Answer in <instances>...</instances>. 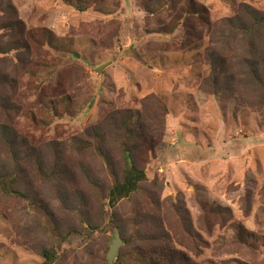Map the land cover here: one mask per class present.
<instances>
[{
  "label": "rangeland",
  "instance_id": "obj_1",
  "mask_svg": "<svg viewBox=\"0 0 264 264\" xmlns=\"http://www.w3.org/2000/svg\"><path fill=\"white\" fill-rule=\"evenodd\" d=\"M246 7L264 15V0H0V47L28 45L0 54V175L25 196L0 191V264L43 249L108 264L116 231L120 264H264V33L227 30ZM97 141L116 176L124 147L146 175L114 208L104 160L77 146Z\"/></svg>",
  "mask_w": 264,
  "mask_h": 264
},
{
  "label": "trees",
  "instance_id": "obj_2",
  "mask_svg": "<svg viewBox=\"0 0 264 264\" xmlns=\"http://www.w3.org/2000/svg\"><path fill=\"white\" fill-rule=\"evenodd\" d=\"M81 4H78L77 8L80 7ZM10 5H7L6 8L10 9ZM2 9H4L2 7ZM244 15L248 19V22H243L239 19L232 20L228 22L229 26L227 30L230 32L231 35H238L237 37H241L244 40H253L259 34L264 33V15L258 14L252 9L246 7L244 10ZM10 26L15 25L14 23L9 24ZM12 28L8 27H0V31L2 30H11ZM42 34V35H40ZM40 39L44 42V46L49 47L50 49L57 51V52H65L69 49L64 46L65 38H58L56 37L53 32L47 29H41L38 31L37 34ZM31 41L34 42V38L30 37ZM15 50H22L28 51V45L26 41L16 40L7 45L0 47V54H6L10 51ZM264 63V61H263ZM42 66V64H40ZM250 70V74L248 75L249 78L253 81H259L256 64H251L247 66ZM7 77L5 75H0V83H4ZM259 83V82H258ZM123 130V129H122ZM127 130L125 134H123L124 138H128L130 133ZM124 143V142H122ZM77 146H81L84 149H91L93 153L98 156L99 158L103 159L106 165V170L112 177V184L108 189L106 195L107 205L110 208H114L120 201L128 199L132 194L136 193L140 189V184L146 180V175L143 169L139 168L135 162L132 160L131 157V149L124 147L123 154H124V164L125 169L120 177L116 176L114 171L109 164L107 157L102 152L101 146L99 141L96 144H89L85 142L78 143ZM38 171L42 172L40 168ZM43 173V172H42ZM16 180L13 176L1 174L0 175V191L8 196H17L25 198V196L19 193L15 189ZM131 239H125L124 242L127 245H130ZM137 251V250H135ZM138 252V251H137ZM135 253V260L140 264H154L150 258H145L142 254ZM40 256L43 259L41 264H53L56 260V253L53 249H43L40 253ZM123 255H118L115 261V264H120ZM182 257H179V259Z\"/></svg>",
  "mask_w": 264,
  "mask_h": 264
},
{
  "label": "water",
  "instance_id": "obj_3",
  "mask_svg": "<svg viewBox=\"0 0 264 264\" xmlns=\"http://www.w3.org/2000/svg\"><path fill=\"white\" fill-rule=\"evenodd\" d=\"M122 245L120 234L116 231L110 241L109 249L106 255L108 264H113L114 260L118 256L119 248Z\"/></svg>",
  "mask_w": 264,
  "mask_h": 264
}]
</instances>
